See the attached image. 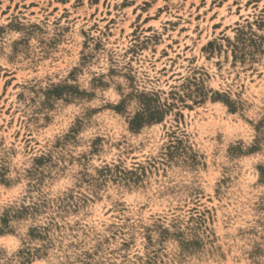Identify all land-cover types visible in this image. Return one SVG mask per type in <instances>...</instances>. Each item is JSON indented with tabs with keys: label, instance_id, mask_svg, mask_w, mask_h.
<instances>
[{
	"label": "rangeland",
	"instance_id": "obj_1",
	"mask_svg": "<svg viewBox=\"0 0 264 264\" xmlns=\"http://www.w3.org/2000/svg\"><path fill=\"white\" fill-rule=\"evenodd\" d=\"M0 264H264V0H0Z\"/></svg>",
	"mask_w": 264,
	"mask_h": 264
}]
</instances>
